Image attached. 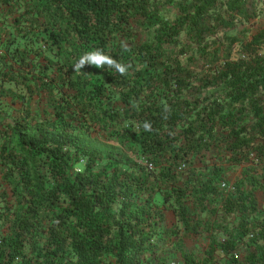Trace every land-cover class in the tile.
<instances>
[{
  "label": "trees",
  "instance_id": "obj_1",
  "mask_svg": "<svg viewBox=\"0 0 264 264\" xmlns=\"http://www.w3.org/2000/svg\"><path fill=\"white\" fill-rule=\"evenodd\" d=\"M245 1L0 0V264H165L200 224L215 259L186 264H264V29L223 33ZM96 48L129 75L74 72Z\"/></svg>",
  "mask_w": 264,
  "mask_h": 264
},
{
  "label": "rangeland",
  "instance_id": "obj_2",
  "mask_svg": "<svg viewBox=\"0 0 264 264\" xmlns=\"http://www.w3.org/2000/svg\"><path fill=\"white\" fill-rule=\"evenodd\" d=\"M168 17L171 19L172 14L175 13V8L173 5L168 6ZM246 15L245 17H242L241 19H239L232 28L223 31L224 34L228 35V36H236L239 39L245 40L247 38H250L251 35H253L254 33L264 29V0H246L245 1V6H244ZM239 48V44L235 45V48L233 49V53H232V57L236 58L237 53L236 50ZM261 53H264V50L261 51ZM117 146V145H115ZM128 156H131L130 153H128ZM132 157V156H131ZM242 169H239V171H241ZM235 174L232 175V177H234ZM233 179L232 180H226L225 182L227 184H233ZM249 189V187L247 188ZM235 191V190H234ZM253 194L256 196L257 198V203H258V207L259 208H264V199L261 195L260 192L254 191ZM185 204H187L189 206L188 210L189 211H194V209L196 210V208H192L194 206L193 204V200L191 199V197L186 198ZM263 206V207H262ZM212 207H214V204H212ZM205 206L203 207V211L201 213H203L202 218L205 219V217L207 216L208 212L207 210H205ZM165 223L167 224V227H170L172 224H176V218L174 216V214L172 213V211H166L165 212ZM200 216V215H199ZM201 218V219H202ZM262 218V217H261ZM234 219V225L237 224L239 222V218L235 217V215L233 214H229L228 216V220H232ZM198 221V220H197ZM224 225V224H223ZM180 227V225H178ZM197 232H188L183 236V239L181 240L180 243V248L181 251L179 250V247H177L174 244H164L160 250L158 251V255L161 256L165 262V264H186L184 262V259L182 257V255H187L193 259H202V258H208L209 260H211L213 262V259H211V255H210V248H213V245L211 244V240L208 237V233L206 231V229L201 226V224L197 227ZM234 230L232 229L231 224H228L225 228H223L221 230V233L219 236H221L220 238H218L219 240H216L215 243L218 244L217 248H220L221 242L224 240V238L227 236V232H229L232 235H235V238L232 239V241L238 242L237 236V231L233 232ZM181 234V233H180ZM250 237H247L245 239H243L242 245L240 246V250L241 252L244 254V252H247L246 255H248V253L253 249L252 245L250 246V248H248L246 245H249L250 242L248 241ZM172 240H174V236H172ZM241 243V242H239ZM258 244H263L262 241H258ZM214 244V243H213ZM220 244V245H219ZM238 244V243H236ZM243 250V251H242ZM259 252H257L258 254ZM245 255V256H246ZM235 259H239V257H236ZM216 262H219L217 264H222L224 262H222V259H217ZM153 264H156L155 262H153ZM239 264H247L244 262H239ZM254 264H259V263H254Z\"/></svg>",
  "mask_w": 264,
  "mask_h": 264
},
{
  "label": "clouds",
  "instance_id": "obj_3",
  "mask_svg": "<svg viewBox=\"0 0 264 264\" xmlns=\"http://www.w3.org/2000/svg\"><path fill=\"white\" fill-rule=\"evenodd\" d=\"M85 66H91L98 69H105L107 67L115 70V72L121 76L129 75L130 69L132 68L131 64L118 61L112 55L100 48L83 53L73 63L72 68L74 72L82 73V69ZM144 128L146 131L151 130V126L148 123H145Z\"/></svg>",
  "mask_w": 264,
  "mask_h": 264
},
{
  "label": "built area",
  "instance_id": "obj_4",
  "mask_svg": "<svg viewBox=\"0 0 264 264\" xmlns=\"http://www.w3.org/2000/svg\"><path fill=\"white\" fill-rule=\"evenodd\" d=\"M148 168L152 169L153 166L151 163L148 164ZM220 189H223L225 192H233L235 190L234 186L232 184H227L225 181H222L221 184H220ZM248 237H251L252 236V233H249L247 235Z\"/></svg>",
  "mask_w": 264,
  "mask_h": 264
}]
</instances>
